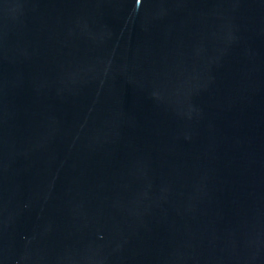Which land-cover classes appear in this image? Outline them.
I'll return each mask as SVG.
<instances>
[{
	"label": "water",
	"instance_id": "water-1",
	"mask_svg": "<svg viewBox=\"0 0 264 264\" xmlns=\"http://www.w3.org/2000/svg\"><path fill=\"white\" fill-rule=\"evenodd\" d=\"M0 264H264V0H0Z\"/></svg>",
	"mask_w": 264,
	"mask_h": 264
}]
</instances>
